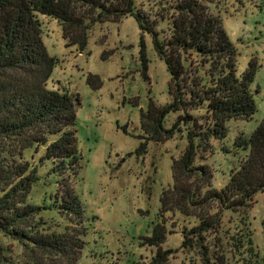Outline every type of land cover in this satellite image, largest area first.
I'll return each mask as SVG.
<instances>
[{
	"label": "trees",
	"instance_id": "16d2710c",
	"mask_svg": "<svg viewBox=\"0 0 264 264\" xmlns=\"http://www.w3.org/2000/svg\"><path fill=\"white\" fill-rule=\"evenodd\" d=\"M167 6L153 15L140 10L137 0H0V264H78L85 246V211L75 188L83 161L73 130L79 97L49 87L56 59L44 45L39 15L58 20L64 38L82 51L93 27L127 17L151 35L170 74L171 102L162 107L150 103L142 115L145 139L165 142L181 133L187 140L173 164L174 185L161 198L162 213L192 216L191 208L214 205L244 212L264 193V119L250 137L237 140L231 150L223 148L245 156L221 189L214 188V172L205 164L206 153L215 151L212 142L226 141L229 123L251 121L257 113L252 91L257 62L238 75V50L220 17L201 1L177 0ZM163 24L167 27L161 30ZM171 114L177 119L167 129ZM34 147L44 148L40 163L52 161L60 178L53 202L68 222L62 230L42 219L51 208L29 201L39 177L24 152ZM146 150L142 143L138 152ZM198 219L199 226L183 232L182 247L190 249L199 241L204 264H223L204 244L216 220ZM2 238L24 248L20 262L7 257ZM167 238L158 224L143 245L158 249ZM170 253L158 249L152 263L166 264Z\"/></svg>",
	"mask_w": 264,
	"mask_h": 264
},
{
	"label": "rangeland",
	"instance_id": "374dc122",
	"mask_svg": "<svg viewBox=\"0 0 264 264\" xmlns=\"http://www.w3.org/2000/svg\"><path fill=\"white\" fill-rule=\"evenodd\" d=\"M199 1L220 17L237 48L238 75L252 61L258 64L252 85L257 113L251 121L229 123L226 141L212 142L214 153L205 152V164L214 172V188L221 189L245 156L234 150L225 153L223 148L231 150L237 140L250 137L264 119V0ZM175 2L137 0V6L156 15ZM39 20L44 45L56 59L49 87L79 97L73 130L83 161L75 188L85 211L87 232L78 264H153L158 249L171 252L166 264H204L199 241L190 249L182 247L183 232L199 226L200 215L217 223L204 241L211 246L212 256L221 257L223 264H264V193L244 212L224 211L218 205L191 208L192 216L161 212L163 193L174 185V161L184 153L187 140L181 133L165 142L145 139L142 115L149 111L150 103L162 107L171 102L170 74L151 35L133 17H127L93 27L82 51L64 38L58 20L41 15ZM176 117H167V129ZM142 143H147L145 153L138 152ZM43 152L42 147L24 152L39 177L29 201L51 208L41 217L46 226L62 230L68 222L53 202L60 178L52 171V161L40 163ZM158 224L168 232L167 241L158 249L144 246V239L152 236ZM1 243L8 249L7 257L20 262L24 248L8 238Z\"/></svg>",
	"mask_w": 264,
	"mask_h": 264
}]
</instances>
